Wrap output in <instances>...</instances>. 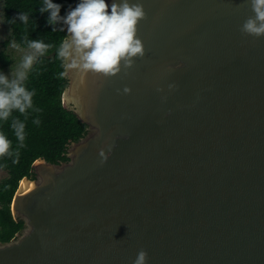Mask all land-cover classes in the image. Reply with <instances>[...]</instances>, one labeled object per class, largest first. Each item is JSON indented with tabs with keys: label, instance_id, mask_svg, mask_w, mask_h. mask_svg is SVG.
<instances>
[{
	"label": "water",
	"instance_id": "95a60500",
	"mask_svg": "<svg viewBox=\"0 0 264 264\" xmlns=\"http://www.w3.org/2000/svg\"><path fill=\"white\" fill-rule=\"evenodd\" d=\"M129 2L144 11L143 54L113 73L68 70L63 103L88 132L20 182L12 213L25 227L0 242V264H134L142 250L146 264H264L251 0Z\"/></svg>",
	"mask_w": 264,
	"mask_h": 264
},
{
	"label": "trees",
	"instance_id": "16d2710c",
	"mask_svg": "<svg viewBox=\"0 0 264 264\" xmlns=\"http://www.w3.org/2000/svg\"><path fill=\"white\" fill-rule=\"evenodd\" d=\"M62 8L64 16L78 0H55ZM43 0H4V13L8 21L19 12L29 14L27 26L17 18L9 24L12 39L27 48L29 40H42L51 45L44 55L38 56L24 82L34 91L33 108L21 114L14 111L8 121H0V133L7 136L10 143L9 154L0 156V169L7 175L0 179V242L12 240L24 227V221L15 219L12 203L20 182L24 177L35 178L33 164L44 158L49 162L59 163L68 160L67 152L72 142L78 141L88 132V125L63 103V94L69 80L61 77L64 71L63 61L57 56V48L67 35V26L62 22L48 23V12L41 13L39 7ZM64 29L61 31V29ZM55 29V31H54ZM11 40L3 42L7 46ZM12 64V57L0 50V71ZM19 119L25 124L23 142L16 137L11 127L13 120ZM39 123H34L35 120Z\"/></svg>",
	"mask_w": 264,
	"mask_h": 264
},
{
	"label": "clouds",
	"instance_id": "9594fccd",
	"mask_svg": "<svg viewBox=\"0 0 264 264\" xmlns=\"http://www.w3.org/2000/svg\"><path fill=\"white\" fill-rule=\"evenodd\" d=\"M251 6L255 15L245 21L243 30L250 35H264V0H251ZM61 8L55 0H43L39 7L41 13H49L48 23L62 22L67 26V35L57 48V56L63 61L64 68L59 73L61 77H67L70 69L113 73L122 59L143 54L142 43L136 38L137 23L144 16L140 4H131L129 0H114L111 4L107 0H78L64 16L60 15ZM17 18L23 25L29 24L27 12H19L7 23L14 24ZM9 47L21 52L22 59L10 73L0 71V121H8L14 111L24 114L33 108L34 91L24 82L37 56L44 55L51 45L36 39L27 42V49L31 50L28 52L14 41L9 42ZM34 123L38 124L39 120ZM11 127L18 140L23 142L24 122L15 119ZM10 143L7 136L0 133V156L9 154ZM146 256L145 251H140L134 264H146Z\"/></svg>",
	"mask_w": 264,
	"mask_h": 264
},
{
	"label": "rangeland",
	"instance_id": "374dc122",
	"mask_svg": "<svg viewBox=\"0 0 264 264\" xmlns=\"http://www.w3.org/2000/svg\"><path fill=\"white\" fill-rule=\"evenodd\" d=\"M7 40L14 41L12 39L11 27L7 23V20L5 18L4 0H0V50L6 51L12 57V64L8 68L2 70L6 74L10 73L12 69H14L16 66H18L20 60L22 59V53L21 52L9 47V44L7 46H3V42H5ZM23 49L25 50V52L31 51L27 48H23ZM38 56H37V58H38ZM37 58H36V60H37ZM35 61H34V63H35ZM6 175H7V172L0 169V179L5 177Z\"/></svg>",
	"mask_w": 264,
	"mask_h": 264
},
{
	"label": "bare ground",
	"instance_id": "6f19581e",
	"mask_svg": "<svg viewBox=\"0 0 264 264\" xmlns=\"http://www.w3.org/2000/svg\"><path fill=\"white\" fill-rule=\"evenodd\" d=\"M28 183L26 181H23L22 182V185H27Z\"/></svg>",
	"mask_w": 264,
	"mask_h": 264
}]
</instances>
